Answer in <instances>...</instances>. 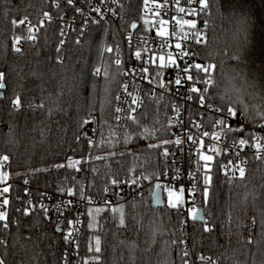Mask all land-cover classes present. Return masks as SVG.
<instances>
[{
  "label": "trees",
  "instance_id": "trees-1",
  "mask_svg": "<svg viewBox=\"0 0 264 264\" xmlns=\"http://www.w3.org/2000/svg\"><path fill=\"white\" fill-rule=\"evenodd\" d=\"M138 1L126 0L129 19L138 16L133 9ZM209 5L203 16L206 42L198 51L205 66L215 65L207 74L215 81L209 101L235 107L254 122L264 109V0H209ZM62 11L51 0H0V72L6 85L0 95V165L7 162V179L19 183L9 187L7 220L0 221L4 264L63 261L64 232L27 204L21 185L26 180L56 191L68 187L74 197L103 196L119 182L150 181L169 166L162 148L170 135L172 100L150 96L136 117L116 121L121 68L114 51H108L118 39L116 28L77 25L65 39ZM24 16L38 19L40 29L37 40L19 52L14 39L24 29L13 21ZM96 68L102 69L99 75ZM16 96L19 108L12 103ZM93 112L98 129L91 144L83 126ZM70 160L80 163L69 166ZM197 179L206 220L191 223L195 254L221 264H264V157L253 156L244 177L226 176L215 157L210 171L198 164ZM155 190L149 183L136 198L88 206L78 264H186L183 216L166 201L156 206ZM97 237L100 252L95 251Z\"/></svg>",
  "mask_w": 264,
  "mask_h": 264
},
{
  "label": "built area",
  "instance_id": "built-area-1",
  "mask_svg": "<svg viewBox=\"0 0 264 264\" xmlns=\"http://www.w3.org/2000/svg\"><path fill=\"white\" fill-rule=\"evenodd\" d=\"M51 1L56 9L62 11L65 8L62 11L65 25L62 35L65 39L77 25L111 23L115 26L118 39L115 46H110L109 49L114 51L115 59L121 61L119 66L122 78L114 107L116 121L125 122L136 117L150 96L164 95L172 100L169 141L162 148V155L167 159L169 166L157 178L147 181L143 177L135 184L131 181L119 182L114 190L111 191L107 188V193L103 196L86 197H74L68 187L63 191H56L37 187L30 180L21 183L27 193L25 198L27 204L38 207L46 220L64 232L66 245L62 264H78L79 262L88 206H112L121 200L136 198L147 188L149 183L159 184L163 188V192L165 187L178 188L182 185L185 188L184 203L178 211L183 216L186 232L185 251L188 253L186 264H221L208 255L197 256L192 244L191 223L193 219L187 210L193 207V196L189 190L194 184L195 207L198 209L201 207V184L197 179L198 164L205 163L199 159L197 153L199 151L212 153L214 158L221 159V169L226 176L240 177L239 169L242 167L246 171L253 156L264 157V150H257L255 147L257 137L264 138V128L260 127L261 124H256L248 119L245 113L235 107H232L237 113L235 117L228 115L226 111L224 113L215 111L221 107L209 101V87L203 83L211 76L205 75L203 72L196 73L194 68H190L187 74L181 71L186 65L201 64L205 66L198 51L206 42L203 16L209 12V8L202 9L199 0H191V2L190 0H179V3L177 0H147V4H145V0H139L138 9L133 8L138 12V16L129 19L126 17V11H128L126 0H72L71 4L68 0ZM179 7H184L186 12L180 13ZM96 8H99L100 11L93 10ZM193 10L198 12V15H189ZM157 12H159V16H157ZM160 19L168 21L166 25L168 35L164 38L157 34ZM177 19H195L196 28L192 29L189 25H185L181 30L176 23ZM21 20L25 21L20 24L24 31L15 36V38H20L19 43H16L14 39V49L19 48L20 51L24 49L28 41L37 40V33L40 29L38 19L33 20L24 16L19 19V21ZM145 20L149 23L145 24ZM133 23L137 25L135 29L132 28ZM30 26L31 31L29 30ZM196 33H200V35L197 36ZM33 36L35 39L31 38ZM177 43L181 44V49L176 48ZM137 51L141 52L139 58L135 55ZM168 52L176 58L177 65L169 64L166 68L158 67L157 57ZM143 68H147L148 71L142 73ZM177 72H180V84L174 82ZM188 74L194 76V81L186 80ZM192 87L200 88L201 92H191ZM206 87L208 90L204 91ZM200 95L205 96L204 105L199 102ZM189 96L191 99H188ZM133 99L136 100L135 104L132 103ZM117 108H120L121 111L117 112ZM221 118L225 120L224 126L218 124ZM87 121L88 123L83 126L85 135L95 134L97 131L94 129L95 116H89ZM241 127L244 129L242 132L233 131ZM204 132H208L209 135L204 136ZM189 135L194 140L202 139L204 148L200 149L199 144H193V141L188 140ZM215 136H219L220 139H215ZM88 139L92 144L94 138L89 137ZM240 139H245L248 143L240 145ZM177 140H180V143H176ZM261 143H264V139L261 140ZM212 149L217 151L213 152ZM2 169L3 172H7V162L3 163ZM12 184L19 183L6 179L4 183L0 184V211L7 212L9 209V203L3 205V200L6 198L9 201L10 189L7 193H3L2 190L6 185L10 187ZM44 209H48L47 213ZM254 231L255 221L251 220L250 237H253ZM69 233H71L70 236Z\"/></svg>",
  "mask_w": 264,
  "mask_h": 264
},
{
  "label": "snow or ice",
  "instance_id": "snow-or-ice-1",
  "mask_svg": "<svg viewBox=\"0 0 264 264\" xmlns=\"http://www.w3.org/2000/svg\"><path fill=\"white\" fill-rule=\"evenodd\" d=\"M69 4L72 3V0H68ZM191 2V0H190ZM177 3H179V0H177ZM145 4H147V0H145ZM199 5L201 6L202 9H208L210 7L209 5V0H199ZM94 11H100L99 8H96V9H93ZM178 11L180 13H185L186 12V9L184 7H179L178 8ZM44 15L49 19L51 20V16L49 13H44ZM189 15H198V12H196L195 10H193L191 13H189ZM157 16H159V12H157ZM25 21L24 20H21L19 22L17 21H13L14 24H23ZM42 23V22H41ZM149 21L145 20V24H148ZM176 23L177 25H179L180 29L183 30L184 26L185 25H189L190 28L192 29H195L196 28V20L192 19V20H180V19H177L176 20ZM158 24H159V28H158V32L157 34L161 37V38H164L168 35V28L166 27V25L168 24V21L167 20H164V19H160L158 21ZM137 27V25L135 23L132 24V28L135 29ZM29 30L31 31V26L29 27ZM195 35L199 36L200 33H196ZM32 39H35V37H31ZM19 37H16L15 38V42L16 43H19ZM163 47V46H162ZM176 48L177 49H181V44L180 43H177L176 44ZM17 51H20L19 48L16 49ZM108 51H111V49H108ZM136 57L139 58L141 57V52L140 51H137L135 53ZM184 55H187V53H184ZM157 59L159 60V65L158 67H161V68H166L168 67L169 64L171 65H177V60L176 58H174L172 56V54L170 52L168 53H164V54H161L157 57ZM155 62V61H153ZM116 63L119 65L121 64V61L119 59L116 60ZM190 68H194L196 70V73H200V72H203L205 75H207L211 70H214L215 68V65L214 64H208L206 67L205 66H202L201 64H195V65H186L181 71L185 74L189 73V69ZM96 71V74L99 75L100 72L102 71L101 68H96L95 69ZM104 71V76L105 78L108 77V72L106 69L103 70ZM148 71L147 68H143L142 69V73H146ZM4 80H5V73L4 72H0V89H3L6 87L5 83H4ZM186 80L187 81H194V76L192 74H188L186 76ZM171 82V81H170ZM174 82L176 84H180L181 83V79H180V72H177L176 73V78L174 80ZM203 83H205V85H207L208 87H211L212 85H214L215 81L211 78L207 79V80H204ZM126 87V86H125ZM208 87H206L204 89V91H207L208 90ZM191 92L193 93H199L201 92V89L200 88H196V87H192L190 89ZM188 99H191V96L188 97ZM199 102L201 105H204L205 104V96L204 95H200L199 96ZM13 105L16 107V108H19L21 106V99L19 96H16L15 99L12 101ZM132 103L135 104L136 103V100L133 99L132 100ZM117 112L121 111L120 108H117L116 109ZM215 111H218L220 113H224L225 111L227 112L228 115L230 116H233L235 117L237 115L236 111L234 108L232 107H227L226 109L225 108H220V109H215ZM259 111V116H260V119L264 120V109H260L258 110ZM84 123H88L87 120L84 121ZM218 124L220 126H224L225 125V120L223 118L219 119L218 121ZM261 128H264V124H261L260 125ZM231 130V129H230ZM244 129L241 127L239 129H235L233 131H239V132H242ZM204 136H208L209 133L208 132H204L203 133ZM215 139H220L219 136H215ZM264 139V138H260V137H257V142L255 144V147L257 148V150H264V143H261V140ZM188 140L190 141H193V144H199L200 146V149H203L204 148V141L201 139V140H194L193 137L191 135L188 136ZM167 143V141L165 142ZM176 143H180V140H177ZM248 141L245 140V139H240L239 140V144L240 145H245L247 144ZM213 152L217 151L216 149H212ZM198 156H199V159L200 160H203L205 162L204 164V168L207 170V171H210V165H209V162L213 161L214 157L213 155H207V154H204L203 151H199L198 153ZM2 159L4 161H7L9 159V157L7 155L3 156ZM80 163L79 161H72L70 160L69 161V166H72L74 164H78ZM239 174L241 177H244L245 175V169L244 168H240L239 169ZM8 175L7 173L3 172V171H0V183H3L7 178H8ZM144 179H150L149 177H144ZM193 179H195L193 177ZM112 183L113 184H116L117 181L114 179L112 180ZM131 183L135 184L136 183V180H132ZM204 183L205 185H209L211 183V176L210 175H205L204 176ZM155 187L157 189H159L161 186L159 184H156ZM3 193H7L9 191V188L8 187H4L3 188ZM190 191V194L193 196V207H190L188 208V214L192 217L193 220H195L199 214V209H197L195 207V199H194V194H195V185L193 184L192 188L189 190ZM167 193H168V203L171 205V207L173 208H177L179 209L182 205V203H184V195H185V188L184 186H180L178 188H171V187H168L167 188ZM154 196H156L157 194L156 193H153ZM203 196H204V202L207 203V197H208V188L207 187H204L203 188ZM9 201L8 199H4L3 200V205H8ZM43 207V206H42ZM45 213H47L48 209H44ZM97 211H99V209H97ZM113 211H115V209H113ZM25 212H27V210H25ZM202 219V217H200ZM7 220V213L5 211H0V221H6ZM71 223V222H70ZM4 227L7 228L8 225L7 223L4 224ZM207 230V229H206ZM71 235V233H69V236ZM67 239V237H66ZM100 238L97 237L96 238V248H95V251L96 252H100L101 251V248H100ZM184 255L187 256L188 253L185 251L184 252ZM201 259H203V257H201ZM0 264H4V260L3 259H0Z\"/></svg>",
  "mask_w": 264,
  "mask_h": 264
},
{
  "label": "water",
  "instance_id": "water-1",
  "mask_svg": "<svg viewBox=\"0 0 264 264\" xmlns=\"http://www.w3.org/2000/svg\"><path fill=\"white\" fill-rule=\"evenodd\" d=\"M6 88V87H5ZM5 88L1 89V97L4 96V91H5ZM94 129H97V125H96V122L94 123ZM94 138L96 137V133L93 134V135H87V138ZM154 193H156L157 195L154 196L153 195V202L156 206H160L162 204L165 203V198H164V192H163V188L160 187L159 189L156 188V190L154 191ZM200 211H199V214L197 216V218L195 219V221L197 222H205L206 220V214H205V210L203 207H199L198 208ZM202 217V219L200 218ZM58 231H61V228H58Z\"/></svg>",
  "mask_w": 264,
  "mask_h": 264
},
{
  "label": "rangeland",
  "instance_id": "rangeland-1",
  "mask_svg": "<svg viewBox=\"0 0 264 264\" xmlns=\"http://www.w3.org/2000/svg\"><path fill=\"white\" fill-rule=\"evenodd\" d=\"M185 20H192V19H185ZM195 20V19H194ZM89 116H95V122H96V125H97V129H98V114L97 113H95V112H93V113H90L86 118H85V120H87L88 118H89ZM255 123H258V124H264V120H262V119H260V118H258L256 121H254ZM84 125H85V123H84ZM96 135H97V131H96ZM167 141V143H168V141H169V138L166 140ZM165 141V142H166ZM167 143H165V144H167ZM164 144V145H165ZM204 154H207V155H213L212 153H210V152H208V153H205L204 152ZM213 157H214V155H213ZM214 160V159H213ZM212 162V161H211ZM211 162H209V165L211 166ZM205 164V163H204ZM0 171H3V169H2V166L0 165ZM158 177V176H157ZM156 177V178H157ZM4 183V182H3ZM0 184H2V183H0ZM5 187H8L9 188V186L8 185H6ZM164 193H165V201L168 203V193H167V187H165L164 188ZM169 204V203H168Z\"/></svg>",
  "mask_w": 264,
  "mask_h": 264
}]
</instances>
